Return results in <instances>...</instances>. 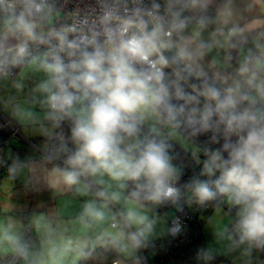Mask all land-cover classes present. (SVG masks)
I'll list each match as a JSON object with an SVG mask.
<instances>
[{
  "label": "clouds",
  "instance_id": "9594fccd",
  "mask_svg": "<svg viewBox=\"0 0 264 264\" xmlns=\"http://www.w3.org/2000/svg\"><path fill=\"white\" fill-rule=\"evenodd\" d=\"M0 80V111L43 138L9 178L44 169L87 197L78 236L54 213L31 218L38 242L0 222V257L145 264L159 235L187 234L185 206H211L226 219L195 264H264V0H0ZM173 142L202 165L184 182Z\"/></svg>",
  "mask_w": 264,
  "mask_h": 264
},
{
  "label": "crops",
  "instance_id": "0c3cea01",
  "mask_svg": "<svg viewBox=\"0 0 264 264\" xmlns=\"http://www.w3.org/2000/svg\"><path fill=\"white\" fill-rule=\"evenodd\" d=\"M16 123V122H15ZM17 124V123H16ZM21 134L27 140L28 144L34 149L26 150L25 145L21 143L13 144L15 147L21 145L25 148V155L22 159L40 160L43 155L42 144L43 138L40 137L32 128L24 127L17 124ZM48 168L51 165H47ZM46 175L44 169H41L38 173H32L25 170L15 180L9 178L8 175L0 177V222L7 221L8 218H12L25 228H30L29 223L34 215H49L56 214L59 222L63 223L69 228V234L73 236L81 235L79 226L71 224L70 221L78 214L83 201L87 198L75 191H66L63 188H51L44 181L43 177ZM37 176L40 177L39 181ZM212 212L209 217L204 220L202 227V236L205 245L212 241V230L214 224L225 217L219 218V215ZM24 214V218H20L19 215ZM31 229V228H30ZM95 231H98L95 230ZM31 232L35 238V242H38V234L35 230L31 229ZM218 260L214 264H230V262L221 256H218ZM70 263L65 261L64 264ZM167 264H195V262H178Z\"/></svg>",
  "mask_w": 264,
  "mask_h": 264
},
{
  "label": "built area",
  "instance_id": "2783aa9c",
  "mask_svg": "<svg viewBox=\"0 0 264 264\" xmlns=\"http://www.w3.org/2000/svg\"><path fill=\"white\" fill-rule=\"evenodd\" d=\"M73 6L74 4H70L69 8ZM34 50L39 51L41 49L34 46ZM13 140L21 144L29 143L28 140H26L21 134L18 125L13 121L9 122V118L4 116L0 112V158H3L6 161L4 165H0V175L7 173V167L11 163L10 158L17 156L23 157L25 155L24 146L21 145L19 146L20 148L18 147V149H16V147H14V145L12 144ZM6 148L9 149V154L7 157H5ZM181 152L183 151L181 150ZM192 174L197 173L195 171H191L190 169H185V175L182 177L181 182L187 181ZM166 208L170 209L171 207ZM211 209L214 208L209 206L206 209H202L198 206H193L191 208L185 206L184 221L188 229L187 234L175 239L168 236L167 239L154 243L155 247L152 248V256H159L158 264H165L166 262L178 263L195 260V249L205 246V242L202 236V230L197 224V216L195 217V214H197V212L200 210L209 211ZM174 214L181 215L180 213L175 212ZM19 217L24 218L25 215L20 214ZM168 223H170V220L168 221ZM24 236L26 239H30L35 242V238L30 228L24 229ZM0 264H13V258L10 255L2 256L0 257ZM16 264H22V262L17 261ZM113 264L124 263L123 261H115ZM145 264H149L147 260L145 261Z\"/></svg>",
  "mask_w": 264,
  "mask_h": 264
},
{
  "label": "trees",
  "instance_id": "16d2710c",
  "mask_svg": "<svg viewBox=\"0 0 264 264\" xmlns=\"http://www.w3.org/2000/svg\"><path fill=\"white\" fill-rule=\"evenodd\" d=\"M173 143H174V147H175V149L173 151L175 152V154H178V158H177L176 162L177 163L183 162L185 169H190L191 171H195L198 174L200 167H202V165H195V162L192 161V159H191L190 153L186 152L177 143H175V142H173ZM16 149H18V147H16ZM181 150L183 152H181ZM20 158L22 159V156ZM201 159H203L202 156H201ZM10 162H11V159H10ZM4 175H8V172L5 174H1L0 177L4 176ZM162 209H168V208L165 207ZM162 209H159L158 211H161ZM213 211H214V209H211L209 211L200 210L197 212V214H195V217L197 216V224L201 228V230H202V227L204 224V220L207 217H209V215ZM167 237L160 239V240H155L154 243L163 241V240L167 239ZM142 254L146 257V260L148 261L149 264H158L159 263V256L158 257L152 256V254H153L152 248L143 251ZM218 259L219 258L217 257L216 261ZM115 261H123L124 264H130L129 261L123 260L113 250L97 247L95 250V253L93 254V256L90 259L79 261V262H77V264H113ZM190 261L195 262V260H190ZM167 263H172V262H166L165 264H167ZM68 264H70V263H68Z\"/></svg>",
  "mask_w": 264,
  "mask_h": 264
},
{
  "label": "rangeland",
  "instance_id": "374dc122",
  "mask_svg": "<svg viewBox=\"0 0 264 264\" xmlns=\"http://www.w3.org/2000/svg\"><path fill=\"white\" fill-rule=\"evenodd\" d=\"M6 91V82L5 81H2V80H0V94H4V92ZM4 116H6V117H8L7 116V114L6 113H4L3 111H0ZM9 118V117H8ZM13 122H15V121H13ZM34 130V129H33ZM28 138H26V140H27ZM14 141V140H13ZM12 141V144H16L17 142L16 141H14L13 142ZM29 141V140H28ZM178 144V143H177ZM179 145V144H178ZM179 146H181V145H179ZM15 147V146H14ZM182 147V146H181ZM25 148H26V150H34L32 147H31V145L30 144H26L25 145ZM8 154H9V149L8 148H6L5 149V157H7L8 156ZM226 210V209H225ZM214 211H215V209H214ZM213 211V212H214ZM216 212V211H215ZM166 213H168V214H173L174 213V210L172 209V208H170V209H162L161 211H159V214L161 215V216H164ZM216 215L218 214L219 215V218H221V217H223V213L221 212V213H215ZM171 218V215H169L168 217H167V220H169ZM165 237H167V235H159L155 240H160V239H163V238H165Z\"/></svg>",
  "mask_w": 264,
  "mask_h": 264
}]
</instances>
